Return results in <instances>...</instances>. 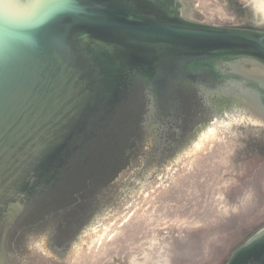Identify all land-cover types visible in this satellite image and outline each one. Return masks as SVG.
<instances>
[{
  "label": "water",
  "instance_id": "1",
  "mask_svg": "<svg viewBox=\"0 0 264 264\" xmlns=\"http://www.w3.org/2000/svg\"><path fill=\"white\" fill-rule=\"evenodd\" d=\"M253 30H264V0H0V264H264V124L248 114L177 144L146 131L145 105L122 122L115 93L134 76L158 89L213 57L264 60ZM181 102L190 115L195 105ZM112 121L136 130L117 142L106 134L66 188L46 193L85 134ZM167 142L147 183L124 192L145 152ZM90 188L103 207L67 248L52 244L53 220L25 250L27 229ZM33 199L36 219L23 226Z\"/></svg>",
  "mask_w": 264,
  "mask_h": 264
},
{
  "label": "flooded vegetation",
  "instance_id": "2",
  "mask_svg": "<svg viewBox=\"0 0 264 264\" xmlns=\"http://www.w3.org/2000/svg\"><path fill=\"white\" fill-rule=\"evenodd\" d=\"M253 31L264 33V30ZM254 63L262 65L260 67L263 69V71H260V75H262L264 73V60L259 58L249 55L213 57L209 60L187 66L184 71L178 73L176 76H171L163 85L157 86L159 87L158 89L151 86V80L148 76H134L131 78V83L123 82L115 87V93L120 91V101L118 100L117 102L119 104L118 108L123 107L121 111L124 116H121V120L123 122L124 118L127 123L134 121L135 115L145 105V115L142 119L146 121V124H142V126L146 128V131H150V133L152 131L154 133L158 132L160 134L165 132V138L170 133V138L177 144H180V140L196 138L199 134H203L202 131L206 128H228L231 124L239 122L240 119L247 118L248 114L252 115V120H260L264 124V76H259V74L255 76L253 74V70H256V68L250 64ZM128 84L129 86H127ZM184 99L195 105V109L190 115L195 113L202 117L196 123H192L193 119H190L188 113H182L181 100ZM238 101L244 103L245 106L241 107L242 103L239 104ZM161 104H164L162 111H160L162 108ZM255 111L259 112V118L253 116L252 113ZM247 119V121H244L248 122L250 120V118ZM113 122L98 128L96 127L94 129L96 133L92 137H87L85 134L80 140V149L75 151L70 159L72 160L76 156H79L77 162L71 165H69L70 163L65 164L60 176L55 178L46 193L51 190L66 188V174L78 171L88 149L96 151L98 142L108 136L110 132L115 133L116 136L113 141L117 142L119 137L123 140L127 136V133L130 135V133L136 130V127L132 124L125 125V123H118L112 125ZM187 124L189 128H185ZM121 129L123 131H121L120 135L119 130ZM133 142L132 140L131 144ZM167 144L172 143L167 142L160 149H157L156 153L150 151V149L149 152H145L144 158H140L139 160L141 170L134 172L133 175L123 182L124 184H119L120 187L123 186L124 192L134 191L139 185L147 183L146 176L150 173L153 165L160 166L165 159L166 156H163L169 151ZM87 162L84 163L86 164ZM89 193V196L80 194L76 199L77 201L71 204L70 208L52 215V219H46L44 222L40 221L38 225L35 223L32 228L27 229L25 237L22 239L23 246H26L25 250L30 252L31 245L35 248L37 247V243L41 241V231H37L38 227L45 222L50 223L53 220L55 225L52 227V230L48 231L51 233L52 244H61L62 250H64L63 248H67L76 239L78 231L89 224L92 215L101 211L103 207L99 206L101 203V200L98 199L100 191L98 189H91ZM30 206L31 209L25 210V215L21 220L23 226L35 218V207L37 206L34 199L31 201ZM10 228V226L7 228L6 224L1 229V235H4L5 238L7 237L6 241L9 238L7 232ZM61 232H65L66 234L62 236Z\"/></svg>",
  "mask_w": 264,
  "mask_h": 264
}]
</instances>
